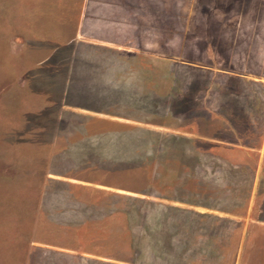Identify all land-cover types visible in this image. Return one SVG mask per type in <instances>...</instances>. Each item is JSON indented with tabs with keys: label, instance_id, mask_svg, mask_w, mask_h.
<instances>
[{
	"label": "rangeland",
	"instance_id": "1",
	"mask_svg": "<svg viewBox=\"0 0 264 264\" xmlns=\"http://www.w3.org/2000/svg\"><path fill=\"white\" fill-rule=\"evenodd\" d=\"M0 264H264V0H0Z\"/></svg>",
	"mask_w": 264,
	"mask_h": 264
},
{
	"label": "crops",
	"instance_id": "2",
	"mask_svg": "<svg viewBox=\"0 0 264 264\" xmlns=\"http://www.w3.org/2000/svg\"><path fill=\"white\" fill-rule=\"evenodd\" d=\"M97 45L104 46V47L107 46L108 48L112 47L111 44H107V43L106 44H104V43H98ZM136 77H137V79L138 78H140V79H146L145 80V83H148L151 80V79H149V77H139V76H136ZM101 78H102V80L98 81L96 83V85H90L89 84V86L87 88H84V89L81 88L80 89L81 92H79V89L72 87L73 84H72L71 81H70V85L68 86L69 87V91H70L69 94L67 93V91H68L67 85H62L61 86L60 84L59 85L55 84V86L58 88L56 91L59 92V94L63 93V98H66V97H68V98H78V97H80L82 99L84 97L85 98H88L89 100H87V103L91 104V106L92 105L96 106L95 100L101 99V100H104V101H108V100L110 101L111 100L110 98L113 97V96H109L110 91H113L114 90L113 92H116L118 89L123 90L124 88L127 87L126 86L127 84L126 83H123V81L121 82L120 79L117 76L113 77L112 75H109V76L108 75H104ZM126 80H129V82H131V83L134 82L133 79L130 80V79L127 78ZM147 80H149V81L147 82ZM122 85H124V87ZM128 88L129 89L136 90L137 93L139 92L138 87H135V86L133 87L130 84H128ZM141 90L142 89H140V91ZM67 95H69V96H67ZM90 99H95V100L94 101H90ZM102 105L104 107H107L109 105L114 106V105H118V102L116 101V103H115V102L112 101L110 103L107 102L106 104L103 102ZM118 113H116V114H118ZM134 120H135V122H134L135 125L134 126L131 125V127L129 128V130H136V131L145 130V131L153 132V133H156V134H159L158 131H161V130H158L159 127L158 128H148V127L146 128L144 126H140L139 124H146V123H142V121L144 120L142 118L141 119H134ZM169 129H171V128L170 127L169 128L167 127V130L165 128L166 131H168ZM161 135H163L165 137H169V135L170 136H173V134H170L169 132H167L166 134H163L162 133ZM138 255H139V253L136 255V257L139 258L140 256H138Z\"/></svg>",
	"mask_w": 264,
	"mask_h": 264
},
{
	"label": "trees",
	"instance_id": "3",
	"mask_svg": "<svg viewBox=\"0 0 264 264\" xmlns=\"http://www.w3.org/2000/svg\"><path fill=\"white\" fill-rule=\"evenodd\" d=\"M248 91V90H247ZM236 114L238 113L237 111H234ZM236 118V117H235ZM209 145H211V144H209ZM211 146H213V145H211Z\"/></svg>",
	"mask_w": 264,
	"mask_h": 264
}]
</instances>
